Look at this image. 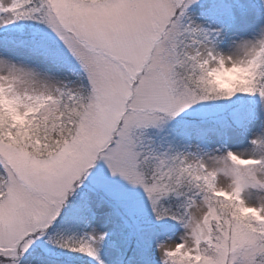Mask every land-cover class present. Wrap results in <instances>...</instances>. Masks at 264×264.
Segmentation results:
<instances>
[{
    "label": "snow or ice",
    "instance_id": "6c2138e0",
    "mask_svg": "<svg viewBox=\"0 0 264 264\" xmlns=\"http://www.w3.org/2000/svg\"><path fill=\"white\" fill-rule=\"evenodd\" d=\"M0 264H264V0H0Z\"/></svg>",
    "mask_w": 264,
    "mask_h": 264
}]
</instances>
